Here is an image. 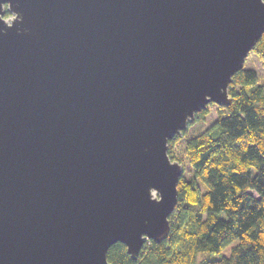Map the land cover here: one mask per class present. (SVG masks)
<instances>
[{
    "label": "water",
    "instance_id": "obj_1",
    "mask_svg": "<svg viewBox=\"0 0 264 264\" xmlns=\"http://www.w3.org/2000/svg\"><path fill=\"white\" fill-rule=\"evenodd\" d=\"M263 34L264 0H0V264L167 239L168 142L231 105Z\"/></svg>",
    "mask_w": 264,
    "mask_h": 264
},
{
    "label": "trees",
    "instance_id": "obj_2",
    "mask_svg": "<svg viewBox=\"0 0 264 264\" xmlns=\"http://www.w3.org/2000/svg\"><path fill=\"white\" fill-rule=\"evenodd\" d=\"M251 53L264 68V34ZM233 76L231 105L186 141L185 167L171 154L181 132L168 142L171 160L183 165L168 238L148 241L137 259L117 242L107 251L110 263L264 264V76L245 67ZM208 112L207 106L194 121ZM234 241L229 256H206Z\"/></svg>",
    "mask_w": 264,
    "mask_h": 264
},
{
    "label": "rangeland",
    "instance_id": "obj_3",
    "mask_svg": "<svg viewBox=\"0 0 264 264\" xmlns=\"http://www.w3.org/2000/svg\"><path fill=\"white\" fill-rule=\"evenodd\" d=\"M249 54L250 55L248 56L244 64L245 68L255 69L258 72V75H260V78H262L264 76V68L262 64L260 63V60L253 53L250 52ZM219 108H222V107L218 106L217 104H212V103L209 104L208 105L209 112L205 115V118L203 119L198 118L192 124H189L184 131H181V134L176 140L175 145H173V147L171 148V154L173 155L174 158L176 157L178 159H181L182 163H184V167L186 163V160H185L186 141L190 138L196 137V135L204 132L206 128L212 125L216 121V118L218 117V115L220 113H224ZM168 149H169V146H168ZM178 159H175V160L178 161ZM235 244H237V241H234L231 246L226 247V249H224L222 253H217V254L212 253L206 256L210 257L211 259H219L223 255L229 256L233 248V245ZM202 257L203 256L201 255L199 259H201Z\"/></svg>",
    "mask_w": 264,
    "mask_h": 264
},
{
    "label": "clouds",
    "instance_id": "obj_4",
    "mask_svg": "<svg viewBox=\"0 0 264 264\" xmlns=\"http://www.w3.org/2000/svg\"><path fill=\"white\" fill-rule=\"evenodd\" d=\"M4 7H7V5L5 4Z\"/></svg>",
    "mask_w": 264,
    "mask_h": 264
}]
</instances>
